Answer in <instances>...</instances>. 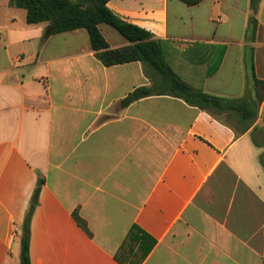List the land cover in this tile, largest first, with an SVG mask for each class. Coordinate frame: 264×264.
<instances>
[{
    "label": "crops",
    "instance_id": "0c3cea01",
    "mask_svg": "<svg viewBox=\"0 0 264 264\" xmlns=\"http://www.w3.org/2000/svg\"><path fill=\"white\" fill-rule=\"evenodd\" d=\"M9 2L0 0V264H20L40 178L31 264H264V101L244 134L235 113L214 118L173 96L123 107L152 85L141 63L104 66L84 29L43 41L46 28ZM108 5L169 41L179 72L210 95L248 94L251 57L264 80V0L254 40L251 0ZM106 27L112 49L129 45ZM219 46L221 67L207 76Z\"/></svg>",
    "mask_w": 264,
    "mask_h": 264
},
{
    "label": "trees",
    "instance_id": "16d2710c",
    "mask_svg": "<svg viewBox=\"0 0 264 264\" xmlns=\"http://www.w3.org/2000/svg\"><path fill=\"white\" fill-rule=\"evenodd\" d=\"M111 0H10L13 8L23 9L27 13L28 24L47 23L43 41L66 32L84 29L88 32L91 48L96 58L106 67L139 62L144 66L146 75L152 82L150 87L136 89L120 103L123 107L141 99L167 95L180 98L191 106L210 113L214 118L224 113H235L245 124L241 134L246 133L258 118L259 107L264 101V80L257 78L253 57L250 58L252 76L251 91L239 99H227L204 92L203 87L195 86L178 68V56L169 41L155 38L144 28L127 22L117 16L109 7ZM189 7H195L204 0H179ZM259 0H251L253 16L250 18L248 36L255 39L258 23L255 14ZM106 24L117 30L129 41V45L112 49L101 32L100 25ZM216 62L207 72L214 75L221 67L226 48L216 47ZM174 53V54H173ZM214 58V57H213ZM45 181L40 178L34 191L21 234L20 264H31L30 225L37 208L41 189ZM77 221L86 227L84 221Z\"/></svg>",
    "mask_w": 264,
    "mask_h": 264
},
{
    "label": "rangeland",
    "instance_id": "374dc122",
    "mask_svg": "<svg viewBox=\"0 0 264 264\" xmlns=\"http://www.w3.org/2000/svg\"><path fill=\"white\" fill-rule=\"evenodd\" d=\"M40 26H43L44 28H46L48 26V24L47 23H42ZM106 28H110L111 30H113L114 32H116V34H119L117 31H115V29H113L112 27H109L108 25H107Z\"/></svg>",
    "mask_w": 264,
    "mask_h": 264
},
{
    "label": "built area",
    "instance_id": "2783aa9c",
    "mask_svg": "<svg viewBox=\"0 0 264 264\" xmlns=\"http://www.w3.org/2000/svg\"><path fill=\"white\" fill-rule=\"evenodd\" d=\"M17 231V230H16Z\"/></svg>",
    "mask_w": 264,
    "mask_h": 264
}]
</instances>
